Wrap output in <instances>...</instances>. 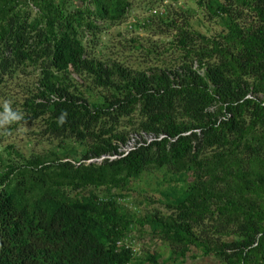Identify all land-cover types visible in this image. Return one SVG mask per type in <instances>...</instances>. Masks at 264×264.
I'll use <instances>...</instances> for the list:
<instances>
[{
    "label": "rangeland",
    "instance_id": "obj_1",
    "mask_svg": "<svg viewBox=\"0 0 264 264\" xmlns=\"http://www.w3.org/2000/svg\"><path fill=\"white\" fill-rule=\"evenodd\" d=\"M259 30L264 0H0V61L10 62L0 112L8 101L23 114L0 129V188L47 221L62 201L114 207L127 221L116 242L126 264H264V54L241 41ZM67 34L82 59L136 79L179 70L178 81L207 88L213 129L194 128L181 92L125 94L118 75L113 87L79 65L55 69L48 44ZM216 75L249 104L220 100ZM173 126L196 131L190 151L170 152ZM140 145L150 149L131 155Z\"/></svg>",
    "mask_w": 264,
    "mask_h": 264
},
{
    "label": "trees",
    "instance_id": "obj_2",
    "mask_svg": "<svg viewBox=\"0 0 264 264\" xmlns=\"http://www.w3.org/2000/svg\"><path fill=\"white\" fill-rule=\"evenodd\" d=\"M241 41L249 55L259 57L264 54V31L242 37ZM48 49L51 65L55 69L64 70L70 65H79L94 75L99 83L113 87V76L118 75L123 81L120 89L125 94H129L131 88L138 92L152 89V93L159 94L160 99L170 100V97L172 99L181 92L186 97L189 109L194 111V128L203 135L213 129L203 113L212 93L194 82L191 85L178 81L179 70H163L149 77L137 73L141 76L136 79L132 71L120 65L112 64L109 67L100 61L82 59V45L70 34L50 41ZM9 66V59L2 58L0 68L3 73L8 71ZM214 78V86L220 85L215 93L228 106L233 103L249 104L251 99H243L245 90L224 88V84L221 85L222 77L216 75ZM184 130L172 127L173 138L177 136L170 142V152L174 155L190 151L191 142L199 140L196 131L181 135ZM149 149V145H140L131 150V155H139ZM131 155L122 161H128ZM135 164L141 167L144 163L139 160ZM52 211L54 215L51 221H47L41 210L34 212L25 207L18 208L12 191L7 187L0 188V264H126L131 259L126 248H116L117 240L125 233L127 221L114 207L103 202L87 203L76 210L62 201L54 205ZM184 230L192 234L188 229Z\"/></svg>",
    "mask_w": 264,
    "mask_h": 264
},
{
    "label": "clouds",
    "instance_id": "obj_3",
    "mask_svg": "<svg viewBox=\"0 0 264 264\" xmlns=\"http://www.w3.org/2000/svg\"><path fill=\"white\" fill-rule=\"evenodd\" d=\"M66 117L67 113L62 112L58 117V124L63 125L66 122ZM22 119L23 114L19 111H14L10 102L5 101L3 103V111L0 112V129H4L15 122H19Z\"/></svg>",
    "mask_w": 264,
    "mask_h": 264
}]
</instances>
